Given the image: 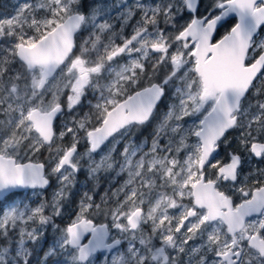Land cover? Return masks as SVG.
<instances>
[{
    "label": "snow or ice",
    "instance_id": "snow-or-ice-1",
    "mask_svg": "<svg viewBox=\"0 0 264 264\" xmlns=\"http://www.w3.org/2000/svg\"><path fill=\"white\" fill-rule=\"evenodd\" d=\"M228 18L237 22L213 43ZM261 28L264 0H17L0 18V264H32L48 226L58 235L38 264L61 254L95 264L98 252L115 253L105 264H264V172L241 179L246 162L264 160ZM153 124L151 143H137ZM232 129L243 151L224 163ZM45 147L50 171L31 159ZM81 171L124 179L100 203L85 192L59 228Z\"/></svg>",
    "mask_w": 264,
    "mask_h": 264
},
{
    "label": "flooded vegetation",
    "instance_id": "flooded-vegetation-1",
    "mask_svg": "<svg viewBox=\"0 0 264 264\" xmlns=\"http://www.w3.org/2000/svg\"><path fill=\"white\" fill-rule=\"evenodd\" d=\"M20 2H23V0H20ZM92 2V0H85V4H90ZM98 3H103L105 5H115L117 3V0H97ZM134 2V0H127V3L130 5ZM204 5L206 6H210L212 3V0H203ZM7 4H9V8L7 7ZM17 6V0H0V18H3L5 16H11L14 14V8ZM8 8V9H7ZM123 10V7H112L111 9V15H112V23L114 25V28L117 32L120 31V21L116 18L119 14L120 11ZM139 19V14H137V16L130 22L129 26L126 27L124 29V34L125 35H129L132 32V27L131 25L135 23V20ZM188 17H185L184 20H181L180 23H184L185 20H187ZM237 22L236 18H228L227 23L225 24L224 27L220 28L215 34H214V38H213V43L217 42L219 39L222 38L223 35H225L227 33V31L230 30V28ZM264 33V28H261L258 30L257 34H256V39L258 40V37ZM88 35L87 32H82L81 34H79L78 38H77V43H80L83 41V39ZM118 43L120 42L119 40L117 41ZM121 62H125V61H121ZM168 101L165 100V104H167ZM61 120H57L56 123V131L57 134L60 130V125H61ZM153 128H154V124L147 126L145 129L141 130L137 137H136V142L140 143L142 141H144L145 139L148 140V143H151V134L153 132ZM240 129H232L229 130L228 133H226V139L228 141L227 144L222 143L219 151V155L217 156V159H220L221 161H223L224 163L228 162V154L231 152H242L243 149L239 144V137H240ZM69 140L66 139L65 143H68ZM57 143H59V141H57ZM109 147H111L109 145ZM120 149L122 150L123 145L119 146ZM55 149V145H53V150ZM85 150V145L83 143H81L80 147H79V151L83 152ZM106 150V149H105ZM245 157H247V153H244ZM117 159L119 158L118 153L116 154ZM48 157H49V150L47 147L41 149V151L36 154L35 156H32L31 159L33 161H37V162H43L46 163V165L48 166V171H50L51 169V165L48 164ZM97 157V156H96ZM25 162H27V160H25ZM260 172H264V160H260L257 159L255 157H253L251 159L250 162H246L244 169H243V174L241 176V179L244 178V176L248 175V174H252L253 177H255L257 174H259ZM82 173V171L77 175L80 176ZM107 175V178L109 177L111 180H113V185L110 186V188L108 189H114L117 187H119L118 185H120L123 182L124 177H116L115 173H108L105 174ZM208 175L210 178H214L212 176V170L209 169L208 170ZM53 178H56L55 176H51L50 179V185L47 187V189L44 191L45 194H48L51 190V188L55 185L53 182ZM264 178V177H262ZM251 183V182H249ZM237 187H239V185H237ZM221 190H225L223 187ZM29 192H31V190H29ZM93 194H95L96 197V192L93 191ZM227 194L231 195L233 197L234 203H239L241 201V197L240 194L238 192H235L232 189H227ZM17 196V195H16ZM13 197H9V200L14 198ZM187 203V201H185ZM7 203V202H6ZM97 203V200H96ZM64 204V203H63ZM67 205H69V203H65ZM63 209V208H62ZM73 207L70 205L68 210H70L72 212ZM71 213H69L70 215ZM69 218L71 219V217L69 216ZM69 219V220H70ZM94 220L96 223H108L109 224V219H105V217L103 218V215L98 216V217H94ZM63 222V221H61ZM69 224V221H68ZM66 227V226H65ZM113 234L115 235V232L113 231ZM89 236H87V238L83 241L84 243L87 241ZM191 243V242H190ZM126 244V243H125ZM124 244V245H125ZM156 244L157 246H159V240H156ZM122 245L121 248L124 246ZM112 253H105V252H98L96 254L95 257H99V256H109Z\"/></svg>",
    "mask_w": 264,
    "mask_h": 264
},
{
    "label": "rangeland",
    "instance_id": "rangeland-1",
    "mask_svg": "<svg viewBox=\"0 0 264 264\" xmlns=\"http://www.w3.org/2000/svg\"><path fill=\"white\" fill-rule=\"evenodd\" d=\"M7 7L9 8V4H7ZM261 39H264V33L258 37L257 41H259ZM166 101H168V100H166ZM239 131H241V130H239ZM105 151H107V149ZM96 159H99V156H97ZM53 182L55 185L51 188L50 192L48 194L44 193L43 198H46L48 201H51L53 192H55L57 190V188L59 187L56 178H53ZM112 185H113V180H111L109 177L107 178V175H105V173H101L98 181H91L88 179L87 172L82 171L81 175L77 177L76 184L73 187H70V189L68 190L69 191V197L66 201H64L61 215L54 217L55 225H57L58 221L61 222L60 218H63L65 213H67L66 217L67 216L71 217V219L69 220V223H71L72 219L75 217L76 212L78 211L77 206H78L79 200L85 192H89V194L94 196L95 201L97 200V203H100L101 197L104 196L106 190H109L108 188H110V186H112ZM93 191L96 192V197H95V194H93ZM30 193L31 192H29V194ZM13 199L18 201L19 199H21V195H17L10 200H13ZM32 200H34L35 203L40 202L39 199H37L36 197H32ZM65 203H69V205H67ZM72 204H74V206H73V209L71 212L70 210H68V208ZM69 213H71V214L69 215ZM46 214L51 215V209H48L46 211ZM103 218H104V216H103ZM110 223H111V221L109 219V224ZM58 227L60 228L61 225H59ZM49 232H50V234L45 237V240H48V242H47L48 245L46 246V250L51 245V243L53 242L55 235H58V233L53 232L52 227L50 228ZM126 247H127V245L125 244L122 248L119 249V251H123L124 249H126ZM113 254H115V253H112L109 256L95 257L94 262H95V264H105L106 258L108 261H110L111 256ZM51 258L54 260L52 262L50 261V264H65V262L68 259V257L66 255H63V254L52 256ZM32 262H33V259H32Z\"/></svg>",
    "mask_w": 264,
    "mask_h": 264
},
{
    "label": "trees",
    "instance_id": "trees-1",
    "mask_svg": "<svg viewBox=\"0 0 264 264\" xmlns=\"http://www.w3.org/2000/svg\"><path fill=\"white\" fill-rule=\"evenodd\" d=\"M71 206L73 207L74 204H72ZM69 212H70V211H69ZM66 215H67V213L64 214L63 218H60V220L63 221V222H59V221L57 222V225H58V226L61 225L60 228H64L65 226L68 225V221H69L70 218H69L68 216L66 217ZM50 228H51L50 226L47 227V229H46V231H45V237H46L47 235L50 234V232H49ZM47 242H48V240H45V239H44L43 247L40 248V249L38 250V252H37V253L34 255V257L32 258V259H33L32 264H38V260H39L40 258L43 257L44 251H46V246L48 245ZM53 260H54V259H52L51 257H49V259H48V261H47V264H50V261L52 262Z\"/></svg>",
    "mask_w": 264,
    "mask_h": 264
},
{
    "label": "water",
    "instance_id": "water-1",
    "mask_svg": "<svg viewBox=\"0 0 264 264\" xmlns=\"http://www.w3.org/2000/svg\"><path fill=\"white\" fill-rule=\"evenodd\" d=\"M237 20V19H236ZM29 191V190H28ZM3 199V197L2 196H0V200H2ZM89 237H88V239L90 238V235H88ZM85 243H87V241L85 242Z\"/></svg>",
    "mask_w": 264,
    "mask_h": 264
}]
</instances>
